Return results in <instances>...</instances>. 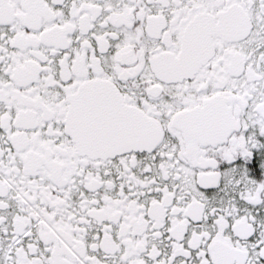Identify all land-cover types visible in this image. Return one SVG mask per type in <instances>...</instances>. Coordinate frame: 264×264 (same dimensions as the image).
I'll list each match as a JSON object with an SVG mask.
<instances>
[{"label":"snow or ice","instance_id":"1","mask_svg":"<svg viewBox=\"0 0 264 264\" xmlns=\"http://www.w3.org/2000/svg\"><path fill=\"white\" fill-rule=\"evenodd\" d=\"M0 264H264V0H0Z\"/></svg>","mask_w":264,"mask_h":264}]
</instances>
